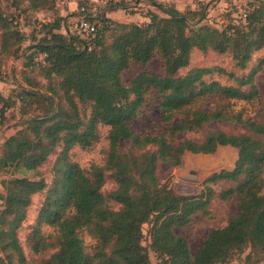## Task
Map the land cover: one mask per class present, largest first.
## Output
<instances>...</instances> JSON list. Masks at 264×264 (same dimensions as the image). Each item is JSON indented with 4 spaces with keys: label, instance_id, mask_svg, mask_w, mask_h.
I'll list each match as a JSON object with an SVG mask.
<instances>
[{
    "label": "trees",
    "instance_id": "obj_1",
    "mask_svg": "<svg viewBox=\"0 0 264 264\" xmlns=\"http://www.w3.org/2000/svg\"><path fill=\"white\" fill-rule=\"evenodd\" d=\"M26 1L31 11L53 15L37 30L43 35L27 48L25 58L28 72L38 69L50 81L49 91L40 96L49 108L3 142L0 170L23 167L39 177L1 181L0 264H29L18 230L32 195L43 190L41 207L25 238L34 254L53 250L39 264H151L150 252L160 258V264H228L246 247L264 259V125L234 109L238 101L252 104L259 98L255 78L264 57L242 75L220 66L191 67L179 73L188 67L194 49L228 52L233 66L245 69L253 53L264 47V0H250L245 17L230 18L220 27L206 20L204 4L179 11L157 0H133L154 7L146 23L88 15L87 20L98 25L88 38L63 28L56 0ZM130 4L121 0L113 6L127 11ZM15 18L0 10V30L12 28L21 42L23 34ZM1 43L0 52L7 38L2 36ZM42 53L46 54L43 61L35 63ZM155 57L162 62V75L142 72L124 81L123 72L132 64L145 65ZM3 63L0 60V67ZM214 74L225 76L231 84L205 79ZM153 92L158 95L165 130L133 131L131 123ZM38 95L21 86L16 100L24 105ZM10 101L0 93V119ZM81 108L88 110V116L80 114ZM214 121L235 123L244 131L213 129L201 138L180 137L199 133ZM101 126L108 128L104 163L82 167L72 161L71 149L93 147ZM124 142L129 148L122 149ZM227 145L237 149L233 168L209 175L198 194H177L160 184L159 162L176 166L186 151L212 154ZM57 147L60 151L47 185L38 168ZM107 176L115 187L104 195ZM220 182L230 185L216 192L213 185ZM215 197L234 198L237 210L224 226L210 228L192 253L186 238L173 228L188 224L196 214L209 215ZM109 201L119 208L112 210ZM149 222L150 242L145 246L142 226ZM84 233L95 240L90 248Z\"/></svg>",
    "mask_w": 264,
    "mask_h": 264
},
{
    "label": "rangeland",
    "instance_id": "obj_2",
    "mask_svg": "<svg viewBox=\"0 0 264 264\" xmlns=\"http://www.w3.org/2000/svg\"><path fill=\"white\" fill-rule=\"evenodd\" d=\"M75 1H77V3L79 2V0H74V2ZM157 1L165 4L168 3L179 11L193 10L204 4L207 17L206 20L217 25L218 27L227 24L229 19L235 18L239 12V8L234 5V2H239V0ZM139 4L140 6L137 9L133 8L127 11L121 9L123 12L125 11V14L130 13L129 16L115 10L116 7L113 5L105 6L100 9L99 7L91 4L90 9L92 8L94 11L90 10V12L96 13L99 10L101 11L102 16L118 21H125L126 18L129 19L133 17V21L137 23H145L148 20V12L153 10L154 7L148 2H140ZM63 8L65 9L66 13H64L65 15H62V26L67 30H71L74 28L77 19V14L74 11L75 4L71 3V5L64 6ZM0 10L6 16L16 17L15 19H17L19 25L17 26L23 34V40L19 42L17 41L18 39L16 40L14 37V34H12V28L5 32L0 30V46L2 44V36L7 38V44L4 50L0 52V60L1 62L4 61L3 65L0 67V93L5 98L11 99L9 102L10 105L6 107V110H4V118L0 119L1 156L5 152L3 142L7 137L14 134L15 131L20 128V125H23L30 118L34 116H43L46 114L49 105L46 104L40 96L41 94H47L49 91L48 85L50 84V81H46L44 79L42 71L35 69L28 72L25 66V58L29 53L27 52V48L37 42V40L43 35L41 31H39L38 36L35 35L39 27H35V24H33L31 21V18L35 15V12L31 11L29 8V3L26 0H21L15 3L13 0H0ZM43 11L46 12V10ZM113 11L114 14H112ZM48 17L51 20L53 15H49ZM45 23L46 22H41V25H44ZM13 50H17L16 54H11ZM263 57L264 47L253 53L252 58L245 69L239 70L233 66L231 55L228 52L218 54L212 50L201 51L194 49L190 54V62L188 67L180 70L179 73L182 74L191 67L220 66L226 70L234 71L238 75H242L247 73L248 70L256 64L258 59ZM142 72H145L149 75H162L163 66L161 60L158 57H155L145 65L139 63L132 64L127 70L123 72L124 81L129 82L136 74ZM205 79L207 81L210 79H216L222 84H231L232 82L225 76H218L215 74L212 76H207ZM255 82L258 88L259 98L252 104L238 101L234 105V109L243 110L244 114L252 117L264 125V66L262 70L257 73ZM54 83L55 80L51 82V84ZM21 86L27 88L28 90L37 92L39 95L33 100L28 99L24 105H20L18 100H16V94L17 90L21 88ZM150 94L151 95L141 109L139 118L131 123V128L133 131L141 133H156L163 132L165 130V124L161 120V115L157 106L159 101L158 95L155 92ZM80 114L83 116H88V110L86 108H81ZM213 129H221L227 132L235 133L244 131L241 126L236 125L235 123L214 121L206 124L203 130L199 133H187L181 135L180 137L184 136L185 138H201L205 131ZM107 130V126H101L99 128L100 139L93 147L87 150L81 149L78 146L73 147L70 151L71 160L78 163L82 167H88L90 164H103L107 150ZM123 147L124 149L129 148V143L124 142L122 149ZM59 151L60 148L57 147L54 152L49 155L47 161L38 168L39 174L45 179L47 185L51 183L52 164ZM236 159L237 149L229 145L218 147L217 150L212 154L192 153L186 151L182 154L180 162L176 166H170L169 164L159 162L157 166V174L160 184L165 185L174 193L181 195L198 194L203 187V181L210 174L218 172L222 169H232ZM184 160H191L193 164L185 167ZM195 162H204L207 165L204 166V169H202V167H199L198 165L195 166ZM13 177L37 179L39 176L32 171L25 170L23 167L14 169L12 167H8L6 169L0 170V196L3 193L1 181L11 179ZM229 185L230 183L220 182L217 185H213V188L216 192H218L221 188H225ZM114 187V182L111 178H109V176H107L106 182L102 187L103 194L106 195ZM44 194L45 190L32 195L31 203L27 209L26 219L18 230V236L29 264H39L42 259L48 257L53 252V250L49 249L41 254H34L29 250L25 242L26 234L29 231V227L34 223L37 212L41 207ZM1 205L2 200L0 199V207ZM108 205L112 210L119 208V204L114 201H109ZM208 208L210 211L209 215L204 216L201 214H196L188 224L182 227L175 226L173 228L176 233L181 234L186 238L192 253L196 252L210 228L224 226L229 215L235 213L237 210L234 198L228 201H222L215 197L209 204ZM150 225L151 223L149 222L143 224L142 226V243L145 246H148L150 242ZM83 239L84 243L89 248L94 244L95 241L90 236H88L87 233L83 234ZM261 256V253L257 254L256 252H250V248L246 247L241 253L235 254L228 264H264V259H262ZM149 257L151 264H160V258L153 252L149 253Z\"/></svg>",
    "mask_w": 264,
    "mask_h": 264
},
{
    "label": "built area",
    "instance_id": "obj_3",
    "mask_svg": "<svg viewBox=\"0 0 264 264\" xmlns=\"http://www.w3.org/2000/svg\"><path fill=\"white\" fill-rule=\"evenodd\" d=\"M83 1H85V3L79 5L77 1L74 2V0H56V4L57 6L60 7L68 6L71 3L75 4L74 11L77 14V19L74 28L71 31L79 34L83 38H88L97 30L98 25L96 20L89 21L87 20L86 17L89 15L94 18L97 14L99 13L101 14V11L99 10L96 13L90 12V10H93L92 8L90 9V5L93 4L94 6H97L100 9H102V7L114 5L120 2L121 0H83ZM129 1H131V4L129 6L130 9L133 8L137 9L140 6L138 2H134L133 0H129ZM234 5H236L237 8H239L238 15L235 17L236 19L245 17L251 10L250 0H239V2H234ZM48 16L49 15L44 11H38L31 18V21L33 24H35V27L40 28L41 22H47L50 20ZM35 35L38 36L39 35L38 32ZM45 55H46L45 53H42L39 56L35 57L34 62L35 63L42 62ZM1 108H2V104L0 103V109Z\"/></svg>",
    "mask_w": 264,
    "mask_h": 264
},
{
    "label": "crops",
    "instance_id": "obj_4",
    "mask_svg": "<svg viewBox=\"0 0 264 264\" xmlns=\"http://www.w3.org/2000/svg\"><path fill=\"white\" fill-rule=\"evenodd\" d=\"M71 5V4H70ZM58 8H59V14L60 15H65L64 13H66V11H65V9L63 8V7H60V6H57ZM116 8H118V7H116ZM115 8V10H117L118 12H122L123 14H125L122 10H121V8H118V9H116ZM112 14H114V11L112 12ZM128 16L130 15V13L128 14V13H126ZM125 14V15H126ZM131 17H132V14H131ZM133 17L132 18H129V19H127L126 18V20H125V22H131V21H133ZM115 20V19H114ZM146 20H147V18H146ZM118 21V20H117ZM148 21V20H147ZM133 22H135V21H133Z\"/></svg>",
    "mask_w": 264,
    "mask_h": 264
},
{
    "label": "bare ground",
    "instance_id": "obj_5",
    "mask_svg": "<svg viewBox=\"0 0 264 264\" xmlns=\"http://www.w3.org/2000/svg\"><path fill=\"white\" fill-rule=\"evenodd\" d=\"M192 164H193V162L191 160H184V166L185 167H188V166H190ZM194 164H195V166L198 165L199 167H202V169H204V166L207 165L204 162H197V163L195 162Z\"/></svg>",
    "mask_w": 264,
    "mask_h": 264
},
{
    "label": "water",
    "instance_id": "obj_6",
    "mask_svg": "<svg viewBox=\"0 0 264 264\" xmlns=\"http://www.w3.org/2000/svg\"><path fill=\"white\" fill-rule=\"evenodd\" d=\"M211 175V174H210Z\"/></svg>",
    "mask_w": 264,
    "mask_h": 264
}]
</instances>
